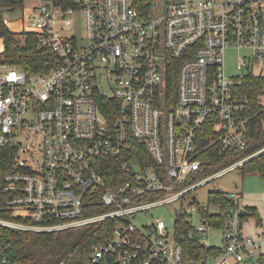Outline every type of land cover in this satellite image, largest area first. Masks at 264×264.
Returning a JSON list of instances; mask_svg holds the SVG:
<instances>
[{
    "label": "built area",
    "instance_id": "2783aa9c",
    "mask_svg": "<svg viewBox=\"0 0 264 264\" xmlns=\"http://www.w3.org/2000/svg\"><path fill=\"white\" fill-rule=\"evenodd\" d=\"M23 10L13 11L22 14L19 43L46 50L50 64L28 73L0 62V227L106 224L93 264L258 260L263 235L242 230L239 192L227 193L219 227L196 202L178 206L172 233L161 219L140 218L264 152L236 157L252 118L239 88L247 75L264 78V0H165L158 13L149 0H37L27 17ZM4 48L0 37V55ZM229 49L245 50L235 75L224 66ZM99 96L118 104L108 118ZM131 138L151 162L130 156ZM194 211L203 226L192 225ZM211 228L220 230V250L204 260L188 255L182 241L209 247ZM6 253L0 243L1 262L15 264Z\"/></svg>",
    "mask_w": 264,
    "mask_h": 264
},
{
    "label": "trees",
    "instance_id": "16d2710c",
    "mask_svg": "<svg viewBox=\"0 0 264 264\" xmlns=\"http://www.w3.org/2000/svg\"><path fill=\"white\" fill-rule=\"evenodd\" d=\"M26 0H0V37L4 41V51L0 55V62L20 66L28 73L46 69L50 61L46 50L33 49L34 45H22L16 35H14L3 22L4 12L22 9ZM55 3L66 6L72 0H53ZM242 94L250 98L252 118L248 130L247 148L244 154L253 153L264 147V106L259 103L258 96L264 92V78L245 76L239 88ZM118 105L112 98L106 96L98 97V109L100 113L108 118L112 112V106ZM130 156L141 157L145 162H151L152 158L146 153L145 145L138 139L129 140ZM228 155V152H226ZM226 154L214 155L209 166V172L218 168L224 163ZM114 166V164H111ZM243 174L258 172L264 178V152L252 157L241 166ZM208 174V173H207ZM208 202L217 208L212 212L208 206L202 207V214L211 224L219 227L225 216L226 209L231 205V201L224 191H213L209 193ZM209 205V206H210ZM246 214L242 216H252L255 224L261 226L262 219L258 210L254 206H245ZM92 213V212H91ZM181 223V222H180ZM92 224L89 226L64 229L53 232L35 233L22 231L7 227H0V243L7 246V256L15 264H93L91 260L92 248L109 236L106 224ZM185 252L199 260H204L207 254H216L220 248L211 245L204 247L194 239L182 241ZM258 264H264V253L258 258ZM0 264H4L0 260Z\"/></svg>",
    "mask_w": 264,
    "mask_h": 264
},
{
    "label": "rangeland",
    "instance_id": "374dc122",
    "mask_svg": "<svg viewBox=\"0 0 264 264\" xmlns=\"http://www.w3.org/2000/svg\"><path fill=\"white\" fill-rule=\"evenodd\" d=\"M36 2L37 0L25 1V5L23 7V16L27 17L29 15L30 6ZM149 2L151 4L152 12L155 13L160 12L165 7V0H149ZM13 11H11V13L8 15L9 23L7 24V27L14 35L19 36L23 31L22 14L20 11ZM244 53L245 50L240 49H229L225 52L224 66L228 75H235L237 73V60ZM258 101L264 106V92L258 96ZM262 127L264 128V121H262ZM263 149L264 147L259 150ZM255 152L257 153L258 150ZM257 155L255 154V156ZM213 191H224L226 193L240 192L242 194V197L239 200L241 206L255 202L257 207L261 209L260 216L262 217V227L264 228V178L256 171L243 174L241 167L233 169L201 185L200 187L192 190L185 197L177 200L175 203L151 208L145 213L143 218H140V220L151 222L156 219H161L164 221L165 225H167L169 232L172 233L174 230L175 211L181 203L183 206H187L196 202L206 208L208 206L210 211H217V208L213 205H210L208 202L209 193ZM192 213V225L194 227L203 226V222L199 215L195 211ZM253 221L254 218L252 216L245 217L243 219L242 230H244L247 225L250 226V224H253ZM254 229L257 230L258 228ZM206 241L212 245L222 246L223 243L220 237V230L217 228L209 229ZM261 246L262 251H264V241L261 242ZM243 264H258V261L254 259Z\"/></svg>",
    "mask_w": 264,
    "mask_h": 264
},
{
    "label": "crops",
    "instance_id": "0c3cea01",
    "mask_svg": "<svg viewBox=\"0 0 264 264\" xmlns=\"http://www.w3.org/2000/svg\"><path fill=\"white\" fill-rule=\"evenodd\" d=\"M240 193V192H239ZM241 197H242V194H241ZM245 206H254V207H256L257 208V210H258V213L260 214V208L259 207H257V204L255 203V202H251V204H244ZM245 206H243V208L245 207ZM245 209V208H244ZM261 219H262V217H261ZM262 223H263V220H262ZM262 225L263 224H261V226H258L257 227V225L255 224V219H254V221H253V224H250V226H248L247 225V227L243 230L244 231V233H246V234H249V235H263L262 236V241H264V228L262 227ZM254 228H258L257 230H255ZM262 247V246H261ZM261 252L262 253H264V251H262V249H261Z\"/></svg>",
    "mask_w": 264,
    "mask_h": 264
},
{
    "label": "water",
    "instance_id": "95a60500",
    "mask_svg": "<svg viewBox=\"0 0 264 264\" xmlns=\"http://www.w3.org/2000/svg\"><path fill=\"white\" fill-rule=\"evenodd\" d=\"M240 213L242 216H244L246 214V210L244 208H241Z\"/></svg>",
    "mask_w": 264,
    "mask_h": 264
}]
</instances>
